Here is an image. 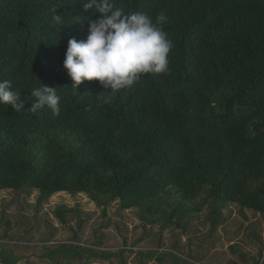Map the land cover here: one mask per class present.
<instances>
[{"label": "trees", "instance_id": "obj_1", "mask_svg": "<svg viewBox=\"0 0 264 264\" xmlns=\"http://www.w3.org/2000/svg\"><path fill=\"white\" fill-rule=\"evenodd\" d=\"M80 2L0 0V81L24 104L0 105V191L118 201L150 223L170 211L183 232L206 208L212 233L230 204L264 214V0H115L163 12L173 43L166 74L115 94L98 81L74 93L63 67L69 39L88 34ZM41 85L57 87L58 116L31 112Z\"/></svg>", "mask_w": 264, "mask_h": 264}, {"label": "rangeland", "instance_id": "obj_2", "mask_svg": "<svg viewBox=\"0 0 264 264\" xmlns=\"http://www.w3.org/2000/svg\"><path fill=\"white\" fill-rule=\"evenodd\" d=\"M169 212L150 223L118 201L0 191V264H264V214L230 204L212 233L209 208L187 217L184 232L167 225Z\"/></svg>", "mask_w": 264, "mask_h": 264}, {"label": "clouds", "instance_id": "obj_3", "mask_svg": "<svg viewBox=\"0 0 264 264\" xmlns=\"http://www.w3.org/2000/svg\"><path fill=\"white\" fill-rule=\"evenodd\" d=\"M80 3L85 12H91L87 17L88 34L84 40L69 39L63 64L73 82L74 93H80L82 83L98 81L105 92L115 94L133 87L145 74L155 76L169 71L168 56L173 43L162 28L167 20L163 12L154 21L146 12L126 13L115 0H81ZM57 10L51 9L52 20L61 22ZM97 14L98 19L93 20L92 16ZM18 93L12 90L9 80L0 81V105L24 111ZM30 93L36 101L32 113L39 114L47 108L56 116L60 114L57 87L41 85Z\"/></svg>", "mask_w": 264, "mask_h": 264}]
</instances>
